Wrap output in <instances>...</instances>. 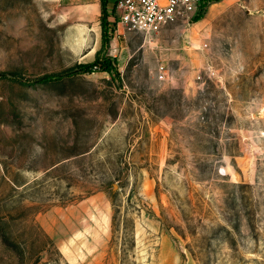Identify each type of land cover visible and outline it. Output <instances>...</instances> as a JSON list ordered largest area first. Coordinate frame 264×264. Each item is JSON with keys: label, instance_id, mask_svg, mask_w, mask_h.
<instances>
[{"label": "rangeland", "instance_id": "374dc122", "mask_svg": "<svg viewBox=\"0 0 264 264\" xmlns=\"http://www.w3.org/2000/svg\"><path fill=\"white\" fill-rule=\"evenodd\" d=\"M116 4L0 0V264H264V0Z\"/></svg>", "mask_w": 264, "mask_h": 264}, {"label": "built area", "instance_id": "2783aa9c", "mask_svg": "<svg viewBox=\"0 0 264 264\" xmlns=\"http://www.w3.org/2000/svg\"><path fill=\"white\" fill-rule=\"evenodd\" d=\"M198 0H117L119 21L128 28L154 34L178 18L193 13ZM165 68L161 66L163 78Z\"/></svg>", "mask_w": 264, "mask_h": 264}, {"label": "trees", "instance_id": "16d2710c", "mask_svg": "<svg viewBox=\"0 0 264 264\" xmlns=\"http://www.w3.org/2000/svg\"><path fill=\"white\" fill-rule=\"evenodd\" d=\"M109 3V0H102V9H103V16L105 15L103 19V26L104 28L109 25L108 22V15H109V10L107 8V5ZM104 39H108L107 31L106 28L104 29ZM79 69L82 71H92L97 68H104L106 70L111 71V59L110 58H100L98 57L95 61L91 63H86V64H80Z\"/></svg>", "mask_w": 264, "mask_h": 264}, {"label": "crops", "instance_id": "0c3cea01", "mask_svg": "<svg viewBox=\"0 0 264 264\" xmlns=\"http://www.w3.org/2000/svg\"><path fill=\"white\" fill-rule=\"evenodd\" d=\"M118 22H120V21H118Z\"/></svg>", "mask_w": 264, "mask_h": 264}]
</instances>
